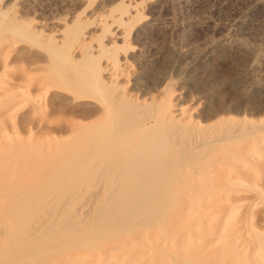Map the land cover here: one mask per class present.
<instances>
[{"label":"bare ground","instance_id":"bare-ground-1","mask_svg":"<svg viewBox=\"0 0 264 264\" xmlns=\"http://www.w3.org/2000/svg\"><path fill=\"white\" fill-rule=\"evenodd\" d=\"M114 8V13L109 16L114 21H110L128 25L130 20L136 19L131 15L133 8L124 6L123 2ZM3 13L0 6V16ZM106 21L102 22L105 24L104 35L109 30ZM70 27L68 32L73 30ZM13 31L21 32L25 39L34 38L30 39L29 31L22 32L21 25L13 27ZM70 35L77 42L78 33L74 31ZM12 39L0 38V70L6 71L14 62H25L28 70H23L14 80L23 79V84L5 82L8 89H2L0 97L16 90L15 95L22 101H3L0 117L5 111H15L20 128L28 123L34 125L31 116L39 106L36 109L34 103H28L43 101L48 120L70 115L80 121L58 124L51 130L52 137L46 135L45 141H57L58 146L53 151L41 154L40 150H35L38 151L35 153L36 145L25 146L20 141L19 146H14L9 139L5 143L10 145L0 149V153H14V163L26 167L20 175L30 172L36 175V180L26 185L0 181V190L15 198L0 211V264H201L198 249L191 252L193 259L185 255L187 239L195 236L192 227L204 216L202 212L209 205L205 199L211 198L204 187L209 181L206 183L202 174L205 169H223L225 165L241 174L238 162L242 152L252 158V161L247 159L248 163L261 162L260 157L249 152V138L264 135V122L254 126L246 120L239 123L234 118H218L210 130L202 129V121L181 107L175 109L168 99L147 102L139 101L138 97L131 98L126 86L118 84L119 75H116L119 64L128 60V48L124 47L125 56H119L116 40L110 41L111 45L100 40V51L96 55L82 52L83 48H80L81 58L77 60L68 53L59 52L58 47L53 49L50 39L36 43L49 45L48 52L37 45L14 43ZM78 41L82 42L80 47L86 42L85 39ZM111 48L115 52L113 55L109 54ZM108 56L114 61L112 68L101 66L100 60L108 59ZM111 69L116 73L107 72ZM33 70L44 73V78L34 87L32 81L25 83ZM22 85H29L26 94L21 92ZM36 96L41 100L33 101ZM23 99L27 105L19 108ZM17 100L18 103L14 102ZM68 123H72L71 128ZM254 143L261 149L264 147L262 142ZM221 153H227L232 159L219 156ZM210 190L223 191L221 188ZM50 191L56 194L51 195ZM253 191L260 194L263 189L253 186ZM258 196L262 198L263 195ZM81 199L86 204H77ZM192 200L196 211L190 210L189 201ZM37 214L42 216L40 224L34 222ZM5 220H12V225L5 226ZM179 223L180 227H177ZM127 234H132L130 239L123 237ZM142 239L148 245L144 243L139 248ZM153 240L157 245H153ZM258 240L259 243H254L261 251L264 237L258 236ZM144 246L150 248L153 256L149 260L144 259Z\"/></svg>","mask_w":264,"mask_h":264},{"label":"rangeland","instance_id":"rangeland-1","mask_svg":"<svg viewBox=\"0 0 264 264\" xmlns=\"http://www.w3.org/2000/svg\"><path fill=\"white\" fill-rule=\"evenodd\" d=\"M0 1L1 10L4 11V15L0 16V38L5 37L9 40L14 38L12 39L14 43L19 42L25 46L37 45L47 52L49 45L40 46L36 43L37 41L47 42L50 39L53 40V49L58 47L59 52L68 53L71 58L77 60L84 51L90 55L98 54L101 41L105 45H111L110 41L116 40L114 42L117 43L116 52L120 53L119 56H125L124 51L128 48L126 49L128 60L119 64L116 75H119L118 84L126 86L128 96L133 99L138 97L139 101L148 100L147 102L153 99L157 102L168 99L176 106L175 109L181 107L187 110L193 118L202 121L204 125L201 126L202 129L212 127L218 118V120L234 118L239 123L246 120L254 126L264 122V0ZM117 2H123L124 6L130 9L136 6L131 14L136 19L130 20L128 25L114 23V19L109 16L114 13V6L116 7ZM140 5L142 7H139ZM2 17L6 18L2 20ZM105 19L109 22L107 25L110 30L106 32V35L102 32L105 27L102 22ZM18 25H21L22 32L28 33L29 31L30 39L34 38L25 39L21 32H14L13 27ZM68 27L73 30L68 32ZM74 31L78 33L77 42L72 38V34L70 35ZM51 35L52 37L49 38ZM92 38L96 42L92 41ZM78 39H85L86 42L82 47H80L82 42L80 43ZM87 41L90 44H87ZM125 42L127 45H124ZM4 45L8 46L7 42ZM80 48H83L82 52ZM110 50L109 54L113 55L114 50L112 48ZM7 51L10 50L7 49ZM105 58L100 60L101 66L112 68L111 65L114 63L112 58L109 59V56L108 59L105 60ZM81 62L85 64L86 60ZM23 70H28L25 62H14L7 67L6 71L0 70V91L4 88L8 89L5 82L23 84V79L14 81L20 77ZM107 72L116 73L113 69ZM43 78L44 73L33 70L30 78L25 79V83L32 81L34 87ZM22 86L21 92L25 91L26 94L29 85ZM11 93L6 94V97H0V104L7 100L10 102V99H19L15 95L16 90H11ZM37 98L39 97L36 96L33 101L41 100ZM19 100L14 102L18 103ZM36 102L28 103L29 105L35 104L36 109L39 106L40 109L37 110L41 111L34 112L31 116L34 125L28 123L27 126L20 128L15 111L1 113L0 149L7 148L10 144H6L5 141L10 140L14 142L12 143L14 146H19L20 141L25 146L33 147L32 144H34L36 145L34 151L40 150L41 154L53 151L58 146L57 141H45L46 135L52 137L54 133L51 130L58 124L80 121L70 115L64 118L53 117L48 120L43 101H41L42 104L40 101L37 102L38 105ZM26 105L23 99L22 107L19 108ZM92 122H95V119H92ZM70 124L72 123L67 125L69 128H71ZM255 138H249L251 139L249 140V152L256 158L260 157L261 162L253 161L250 164L252 158L242 152L238 162L241 174H236L230 166L227 167L228 165H225L223 169L204 170L203 179L206 183L209 181L208 187H204L208 189L207 195L211 198L205 199L209 202L206 212H202L203 218L201 221L196 220L192 227L195 236L191 240L187 239L186 258L193 259L194 255L191 252L198 249L201 264H264V249L260 251L255 245L256 241L260 242L258 236L264 237V147L261 149L258 144L254 143H264V135H258ZM13 154L0 153V181L13 182L17 185L33 183L36 175L31 172L24 176L20 175L26 167L16 165ZM218 155L232 159L227 153ZM247 159H250L249 163ZM6 164L8 166H2ZM217 174L220 176L217 177ZM253 186L263 189L259 192L263 195L262 198L258 196L260 194L253 191ZM209 187L210 189L221 188L223 191L213 192ZM49 193L56 194L55 191ZM11 195L0 190V211L6 203L15 201ZM216 196L219 198H215ZM189 203L190 210L192 208V211H196L195 201L192 200ZM77 204L82 206L86 204V201L81 199L77 201ZM11 221L5 220L4 225H12L13 221ZM34 222L40 224L42 216L37 214ZM177 227H180V223ZM127 236L123 237L130 239L132 234H127ZM153 241V245H157V241ZM144 243H146L145 246L148 245V242L142 239L139 248ZM145 246L143 249L146 253L143 256L144 259L149 260L153 256L150 255V248H145Z\"/></svg>","mask_w":264,"mask_h":264}]
</instances>
